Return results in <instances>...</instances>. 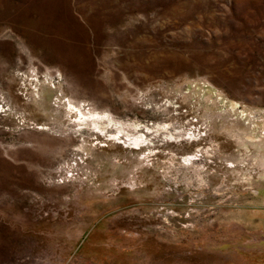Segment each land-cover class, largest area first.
Listing matches in <instances>:
<instances>
[{
  "label": "rangeland",
  "instance_id": "1",
  "mask_svg": "<svg viewBox=\"0 0 264 264\" xmlns=\"http://www.w3.org/2000/svg\"><path fill=\"white\" fill-rule=\"evenodd\" d=\"M0 264H264V0H0Z\"/></svg>",
  "mask_w": 264,
  "mask_h": 264
},
{
  "label": "bare ground",
  "instance_id": "2",
  "mask_svg": "<svg viewBox=\"0 0 264 264\" xmlns=\"http://www.w3.org/2000/svg\"><path fill=\"white\" fill-rule=\"evenodd\" d=\"M81 115H83V113L81 112ZM90 117L94 120V119H96V120H94L95 121V124H98V121L99 120H102V117L99 115V114H92V113H90ZM84 116V115H83ZM99 126V125H98ZM117 136V135H116Z\"/></svg>",
  "mask_w": 264,
  "mask_h": 264
}]
</instances>
